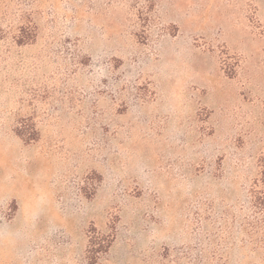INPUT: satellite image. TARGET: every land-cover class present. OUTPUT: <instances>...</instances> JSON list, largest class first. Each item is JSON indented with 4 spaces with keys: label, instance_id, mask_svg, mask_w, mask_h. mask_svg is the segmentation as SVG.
Segmentation results:
<instances>
[{
    "label": "rangeland",
    "instance_id": "374dc122",
    "mask_svg": "<svg viewBox=\"0 0 264 264\" xmlns=\"http://www.w3.org/2000/svg\"><path fill=\"white\" fill-rule=\"evenodd\" d=\"M263 194L264 0H0V264H264Z\"/></svg>",
    "mask_w": 264,
    "mask_h": 264
},
{
    "label": "trees",
    "instance_id": "16d2710c",
    "mask_svg": "<svg viewBox=\"0 0 264 264\" xmlns=\"http://www.w3.org/2000/svg\"><path fill=\"white\" fill-rule=\"evenodd\" d=\"M256 200L259 201V204L264 207V194L257 196ZM90 245L91 246L96 245L95 240L93 238L90 239ZM109 246H110V243H108L106 246H100L99 245V247H100L99 249H96V251L95 250L92 251V257H89L90 264H95L96 260H97L96 254L103 253V252L105 253L107 251V249L109 248Z\"/></svg>",
    "mask_w": 264,
    "mask_h": 264
}]
</instances>
